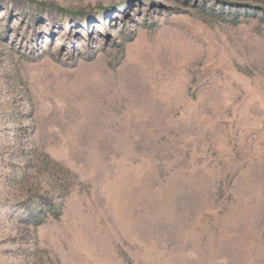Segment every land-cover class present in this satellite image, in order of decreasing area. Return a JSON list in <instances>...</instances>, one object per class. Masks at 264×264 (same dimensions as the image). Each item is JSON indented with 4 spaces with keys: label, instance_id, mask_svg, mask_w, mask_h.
I'll return each instance as SVG.
<instances>
[{
    "label": "rangeland",
    "instance_id": "374dc122",
    "mask_svg": "<svg viewBox=\"0 0 264 264\" xmlns=\"http://www.w3.org/2000/svg\"><path fill=\"white\" fill-rule=\"evenodd\" d=\"M0 264H264V0H0Z\"/></svg>",
    "mask_w": 264,
    "mask_h": 264
}]
</instances>
